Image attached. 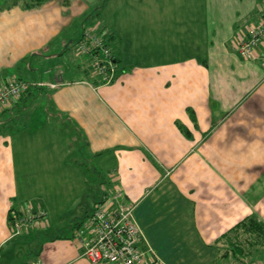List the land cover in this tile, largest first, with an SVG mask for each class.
<instances>
[{"label":"crops","instance_id":"obj_1","mask_svg":"<svg viewBox=\"0 0 264 264\" xmlns=\"http://www.w3.org/2000/svg\"><path fill=\"white\" fill-rule=\"evenodd\" d=\"M89 1L0 9V86L42 84L28 88L22 125L0 128V260L18 237L11 210L30 206L42 215L25 230L41 236L21 264H90L73 222L105 200L84 211L94 159L112 162V194L133 205L155 264H264V244L226 256L219 241L244 217L264 224V190H254L264 183V40L249 59L232 48L264 0H103L94 18ZM84 15L93 21L75 33ZM85 27L110 38L108 84L71 53ZM58 72L62 83L47 88Z\"/></svg>","mask_w":264,"mask_h":264},{"label":"built area","instance_id":"obj_2","mask_svg":"<svg viewBox=\"0 0 264 264\" xmlns=\"http://www.w3.org/2000/svg\"><path fill=\"white\" fill-rule=\"evenodd\" d=\"M263 40L264 15L258 25L237 42L235 51L243 58H250ZM74 50L75 56L87 58L90 74L98 79L99 84L112 81L116 73L114 55L93 29H82ZM61 83V73L58 72L46 87L52 89ZM30 86L41 87L42 84L30 85L11 79L0 86V109L6 108L10 101L17 99ZM121 197L119 192L114 193L111 199L116 203L112 209L104 201L95 204L74 231V237L82 248L81 256L90 264H155L153 253L133 219V205L121 203ZM41 215V211L35 212L30 206L20 215L12 214L9 222L11 237L26 232L25 227Z\"/></svg>","mask_w":264,"mask_h":264},{"label":"trees","instance_id":"obj_3","mask_svg":"<svg viewBox=\"0 0 264 264\" xmlns=\"http://www.w3.org/2000/svg\"><path fill=\"white\" fill-rule=\"evenodd\" d=\"M45 0H0V9L3 7H8L11 5L19 4L24 7H35L40 5L41 2ZM102 2H99V5L96 9L92 10V14L90 18H94L98 14V10L100 9ZM107 41H110V38H107ZM103 40V39H102ZM108 47L109 51L113 54V48L110 47L106 40H103ZM76 44V42H75ZM74 45V44H73ZM116 62V61H115ZM33 97V93L27 89L23 92L17 99L10 101L6 108L0 109V128L8 123H11L15 127H19L22 125V119L27 115L31 107V99ZM29 100V101H28ZM84 169L83 173L87 178L86 172ZM11 214L20 215L21 212L17 210H11ZM9 220L11 218H8ZM82 219L78 220V222H73V227L79 226ZM239 238H242L241 240ZM224 243H228V249L224 252V255L228 256L229 253H236L237 251H242V246L245 244H264V224L257 219L256 217H247L234 226L232 229L226 231L222 236L221 240Z\"/></svg>","mask_w":264,"mask_h":264},{"label":"rangeland","instance_id":"obj_4","mask_svg":"<svg viewBox=\"0 0 264 264\" xmlns=\"http://www.w3.org/2000/svg\"><path fill=\"white\" fill-rule=\"evenodd\" d=\"M99 1L100 0H90L89 1L90 6H89V10L87 12V15L92 14V9L94 7L98 6ZM84 17H85V15L80 20L79 19L76 20V23L74 24V26L76 27L75 33L78 32V29L81 27V25L87 26V25H89V23L90 24L92 23L93 19H91L89 21H84V20H82ZM87 18H88V16H87ZM74 26L71 27V30H73ZM237 46H238V43L233 41L232 42L233 50H236ZM256 48H258V46ZM256 48H255V50H256ZM74 51L75 50L73 48V51H71L72 55H75L76 52H74ZM253 55H254V53H253ZM9 75L10 74H8V76ZM20 75H21L20 78L22 77L21 79H25V78H23L24 76L22 74H20ZM89 161H90V163H86V165H85V170H87L85 172H86L87 178L89 179V181H88V186H89L88 200H89V202L86 204L87 208H85V210H84L85 212L89 211V207H92L91 206L92 204H90L91 202H93V201L99 202V200L101 198H103L104 195H105V200H104L105 203L104 204L106 205V204L111 203L112 202L111 201V194L113 191L112 189L114 187L113 185L109 184V182H112V181H109L110 180L109 178H111L109 176V172H110L109 167L112 165V162H107L108 165L105 166V164H104L102 166V164H100V162L98 160L93 159V160H89ZM262 184H264V183L262 182L260 185L255 187L254 190L255 191L256 190H264V186ZM79 218L80 217H78L77 220ZM244 219H245V217L243 219H241L240 221H238L237 224L240 223ZM44 231L45 232L38 230V232H42V233L48 232V230H44ZM59 231H60V233L63 234V233H66L67 230H49V233L53 234V233L59 232ZM30 232L28 234L27 232L23 231L20 233V235L18 237L15 236L16 238L13 240V242H15V243H11V245L9 247H7V248L11 247L10 250L6 251L7 249H4L2 251V255H5V251H6V253H8V252L10 253V255H11L10 260L7 262H3L2 260H0V264H21L23 259H24V261H27L28 258L32 257L31 255L33 254V252L35 251L36 246H37V244H36L37 241L35 240V236H41V235L31 234ZM27 236H29V238ZM26 238H28V239H26ZM167 239H168V237L166 235L165 240H167ZM239 239L241 240L242 238H239ZM241 252L242 251L240 250L239 253H241Z\"/></svg>","mask_w":264,"mask_h":264}]
</instances>
